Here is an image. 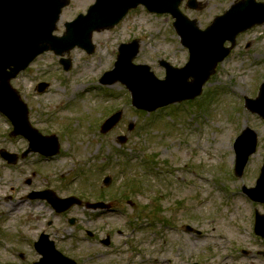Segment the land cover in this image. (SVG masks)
Returning <instances> with one entry per match:
<instances>
[{
    "label": "rangeland",
    "instance_id": "374dc122",
    "mask_svg": "<svg viewBox=\"0 0 264 264\" xmlns=\"http://www.w3.org/2000/svg\"><path fill=\"white\" fill-rule=\"evenodd\" d=\"M201 1L207 4L202 11L189 9L185 2L182 10L205 27L237 0ZM94 2L71 0V5L64 10L58 33L64 31L65 21L87 12ZM173 21L169 14L150 13L141 6L116 28L95 32L93 54L80 47L71 50L69 56L73 65L70 71L62 68L54 52H48L13 81L30 108L33 123L44 133L57 134L62 147L60 155L51 162L52 168L49 169L50 164L40 166L42 172L49 169L48 181L34 173V169L39 168L32 166L30 160L21 159L17 170L9 171L1 167L4 162L0 159L1 211L12 209L11 203L27 199L33 187L40 188L47 183L58 188L64 196L88 192L84 194L93 201L100 194L108 199L118 195L120 201H113L117 207L119 204L122 207L119 212L92 222L91 228L103 237L107 233L114 237L115 244L108 248L93 239L97 244L86 241L83 226L88 218L82 215V209L76 208L73 212L79 214L82 222L71 226L65 216H54L47 202L28 201L13 214L4 215V233L0 232L2 264L20 260L17 248L19 255L26 252L29 258L25 260L33 257L30 240L38 230L49 227L50 218L54 220L52 228L58 230L55 236L59 238L81 228L78 233L82 240L68 239L63 243V246L76 249L71 255L81 264H143L144 258L148 260L145 264H158L161 259L165 264H264V239L254 232L256 208L264 212V205L253 202L241 190L243 184L256 185L255 178L263 164L264 121L244 109L243 96H255L264 81V64L258 61L259 55L264 56V25L255 26L239 36L241 44L232 58L219 64L206 84L207 98L189 105L185 102L187 110L173 107L161 117L137 112L130 98H126L125 93L130 92L125 85L101 83L104 73L114 66L121 44L133 38L141 40V52L135 62L149 64L159 77L165 75V69L159 66L162 59H172L173 64L183 66L188 60V51L175 32ZM250 41L253 46L247 50ZM42 80L48 81L50 87L40 94L37 85ZM139 96L145 105H150L142 92ZM68 99L74 101L66 107L64 103ZM120 109L124 112L122 122L112 132L102 134L99 126L103 117ZM0 123V131H7L6 118L0 119ZM132 123L136 126L128 131ZM245 125L259 129L262 145L251 157L247 173L241 178L234 171L233 140ZM122 134L128 139L120 144L117 140ZM3 142L8 145L0 143L1 147L16 152L26 148L21 141L14 146L8 140ZM174 171L171 179L166 182L162 179L160 173ZM196 173L199 176L195 177ZM75 174L80 179L72 182L70 178ZM107 175L113 176V182L101 191ZM181 176L189 178L187 185L177 184ZM28 180H32V184H28ZM92 184L95 190L90 191ZM122 188L129 193L127 199L123 197ZM134 196L142 203L136 210L128 204ZM8 199L12 202H6ZM179 200L183 201L182 209L176 204ZM176 209L179 213L172 219V210ZM137 214L143 215L140 219L151 221L152 225L138 230ZM130 219L133 220L129 222ZM28 221L32 223L27 224ZM186 222L201 229L203 238L187 232ZM167 223L177 229L170 230ZM133 226L137 230L134 234ZM180 226L182 231L178 230ZM222 232L227 233V241L220 240ZM126 233L131 237L128 244H125ZM142 246H147V251ZM100 254L103 255L96 256Z\"/></svg>",
    "mask_w": 264,
    "mask_h": 264
},
{
    "label": "water",
    "instance_id": "95a60500",
    "mask_svg": "<svg viewBox=\"0 0 264 264\" xmlns=\"http://www.w3.org/2000/svg\"><path fill=\"white\" fill-rule=\"evenodd\" d=\"M181 2L182 0H98L96 5L89 9L86 16L80 15L75 21L66 24L67 33L64 36L57 37L53 35V32L56 29L62 8L69 4V0H0V109L12 118L18 131L25 135L29 133L31 139H35L34 146L40 145L39 137L35 136L36 131L32 129L35 135L31 133L27 106L11 86V79L25 69L37 55L46 50L52 49L62 55L65 51L79 45L91 52L93 31L113 26L130 7L137 6L139 3L145 4L152 11L170 12L177 17L175 26L183 38V43L191 50L189 66L196 64L200 75L198 77H201L192 90L195 93H200L204 82L213 73L217 61L222 60L230 52L229 48L224 47L225 41L231 40L234 43L235 37L241 31L256 23L264 22V4L256 3L255 0L238 3L202 32L198 29L196 21L189 20L181 12L179 8ZM189 4L193 8L196 7L195 0H190ZM210 48L215 49L214 55L211 54ZM137 54L138 46L131 48L128 45H123L116 68L105 74V77H113L111 82L120 79L135 92L134 104L136 106L152 110L175 100L193 97L189 89L183 88L179 72L170 71L168 79L160 81L163 84L165 95L170 98L153 107L145 105L138 94L137 87L134 86L138 84L137 76L125 77V75L134 74L143 69L148 72V67L133 64V59ZM211 58H215L214 63L211 66H206V61ZM64 64L66 69H70V64L65 62ZM47 85V83H42L40 91H45ZM261 91H264V84ZM144 96L149 102L151 101L149 93ZM249 107L264 116V110L260 109L259 105L251 104ZM119 119L120 113L111 117L105 123L104 131L110 130ZM245 135H249V133L245 132ZM239 148H241L240 144ZM254 150L255 143H251L244 155L239 153L237 163L239 173ZM57 151L58 148L46 153ZM258 197L260 200L264 199V184L262 194ZM79 201L75 197L61 200V209H67ZM256 230L257 233L264 236V215L258 214ZM67 264H74V262L71 261Z\"/></svg>",
    "mask_w": 264,
    "mask_h": 264
},
{
    "label": "flooded vegetation",
    "instance_id": "af4514ba",
    "mask_svg": "<svg viewBox=\"0 0 264 264\" xmlns=\"http://www.w3.org/2000/svg\"><path fill=\"white\" fill-rule=\"evenodd\" d=\"M34 173L35 174H38V176H41L43 179H47V181H48V177H46V176H43V172L41 171V170H36V169H34ZM34 176V175H33ZM31 179V178H30ZM27 183L28 184H32V180H28L27 181ZM50 187V184L49 183H47L46 185H43V186H41L40 188H35V187H33L32 188V190H37V191H39V190H44V189H47V188H49ZM54 189L56 190V191H58V192H60V190L58 189V188H56L55 186H54ZM41 201V200H40ZM33 201H31L30 203H32ZM1 203H2V200L0 199V205H1ZM42 203V202H41ZM35 203H33V204H31L32 206L34 205ZM87 212L89 213V211L87 210ZM60 215L59 216H61V217H63V216H66V214L65 213H59ZM32 217V216H31ZM92 214H90L89 213V220H88V222L91 224V222H92ZM29 222V224L30 223H32L31 221H28ZM53 224H54V220L53 219H48V228L47 229H41V230H38V234L35 236V238H32L31 240H30V244H32L33 245V248H34V253H33V257L31 256V259H30V261H32L34 258H39V253H38V251H37V249L35 248V243H36V240L39 238V236L41 237V235H44V234H48V235H50V237L53 239V240H55L57 243H58V241H57V239L55 238V234L57 233V229H53L52 227H54L53 226ZM79 223H78V221L77 220H75V225H78ZM91 237H95V234L93 235V236H91ZM59 244V243H58ZM20 257H25L24 256V254L23 253H21L20 254Z\"/></svg>",
    "mask_w": 264,
    "mask_h": 264
}]
</instances>
